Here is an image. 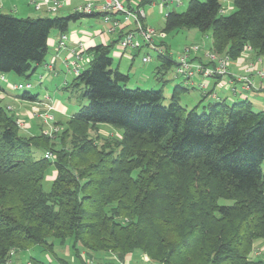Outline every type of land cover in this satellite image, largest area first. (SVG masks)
I'll return each mask as SVG.
<instances>
[{
  "label": "trees",
  "instance_id": "16d2710c",
  "mask_svg": "<svg viewBox=\"0 0 264 264\" xmlns=\"http://www.w3.org/2000/svg\"><path fill=\"white\" fill-rule=\"evenodd\" d=\"M233 6L224 15L221 0H189L184 12L167 14L163 31L211 32L212 49L232 60L246 47L264 56V0H233ZM86 17L100 14L0 13V75L29 82L46 59L50 33L66 34ZM115 45L88 49L89 67L66 88L82 90L88 104L59 139L21 135L18 117L0 101V264H14L16 250L38 246L54 254L68 241L80 259L83 249L120 260L138 251L157 264H264L252 257L255 244L264 245V112L248 100L188 111L182 85L166 105L162 90L128 87L130 76L113 67ZM159 59L156 76L175 63L169 55ZM20 98L38 97L24 91ZM101 123L123 131L115 145L100 146L99 136L90 135ZM52 166L56 175L45 191ZM26 264L48 263L32 257Z\"/></svg>",
  "mask_w": 264,
  "mask_h": 264
},
{
  "label": "rangeland",
  "instance_id": "374dc122",
  "mask_svg": "<svg viewBox=\"0 0 264 264\" xmlns=\"http://www.w3.org/2000/svg\"><path fill=\"white\" fill-rule=\"evenodd\" d=\"M199 2H204L205 0H197ZM26 3V1H25ZM189 0H181L180 3L175 2H171L168 5L164 6L163 10L161 7V1L157 0L155 2V4H157L155 6L154 12L152 15H150L147 18L148 23L152 26V28H154L155 30L159 31V32H163V29L160 30V28H162L163 26H165V16H166V10H168V8H175V11L177 12H184L187 9ZM221 4H222V9H223V14L224 15H229L230 13H232L234 11V6H233V0H221ZM26 6L29 8L30 13L28 14V12L23 13L21 10L15 11V12H11V13H6V14H11L15 17L18 18H26V17H31V18H43V17H53V16H68L72 13H75L74 11L71 12V10H63L60 12H55V13H48V12H44L42 11H37L35 9V7L30 3V0H28V2L26 3ZM21 7H23V5H21ZM150 6H145L146 9H148ZM78 13H81L79 11H76ZM34 13V14H33ZM150 26V27H151ZM102 27V25L99 23V20L96 18H90V17H86V18H82L80 20H78L77 22H72L69 26V30L72 29H77V30H82L84 32H89V33H93L94 29H98ZM55 32L57 31H52V34H55ZM166 34V38H165V42L167 43V45L169 46V50H165L166 52H168V55H171L172 59L174 62L177 61V57L179 54L188 51L189 54L191 56H193L194 58L200 60L202 63H207L210 64L211 60L209 58V55L207 54H211V55H216L218 58H228V63H227V69L230 72V65L231 62L234 61L232 59H230L227 55L225 54H218L216 53L213 49H212V44L208 47H205L204 45H202L201 43H205V45L210 44L211 40V32H206V33H202L196 29H192V30H186V31H182L180 33H170V34ZM197 46L198 49L197 50H193V48ZM144 49V48H143ZM188 49V50H187ZM189 49H191L192 51H189ZM144 49L143 51H141V53L139 54V56L136 57V59L134 61H130L129 59L127 60H123L122 61V72H125L127 74L130 75V83L128 85L129 88L131 89H135V88H140V89H144V90H154V91H158V90H162L164 97H165V104L167 105L170 101V98L173 94V90L175 88L176 85H182L184 78H179L176 77L175 75V65H173V67L171 69H169L168 71H166L163 74V79L162 80H158L156 79V75H153L154 71V67L156 66L157 62H160V59L158 58V53L155 50H151L149 49ZM248 51H253L250 47H246L244 49V51L242 52L241 56H246V53ZM145 54H148L149 56H151L153 63H148L147 65H145V63L142 62V57L147 56ZM166 54V55H167ZM240 56V57H241ZM258 56V55H257ZM112 57L114 59L113 62V67H116L118 64V59L114 57V54H112ZM261 57V56H259ZM195 59V60H196ZM91 61L87 62L86 68L89 67ZM215 62L211 63L212 65H214ZM132 64V66H130ZM253 68V69H251ZM131 69V71L129 70ZM143 70H147L150 72L151 78L150 81L148 83H142L139 82L137 78L139 77V73ZM264 69H260V68H256L253 64L249 65L247 68H245V72H244V76H251L253 73H255L258 77L259 74L258 72L262 71ZM7 77L9 75H13V74H6ZM200 77V76H197ZM261 78V77H260ZM37 82V83H36ZM29 83L31 84V88L28 90H18V89H14V86H6V83L3 82L0 79V86L5 89V91H7L9 93V95H11L12 97H8L5 100H3L2 98H0V101L2 103L3 106L8 107V109L14 111L17 107H20L22 105H26L28 107H30L32 104L29 103L26 100H21V95L23 94L24 91H29L32 94H36L37 92H39V100L44 101L46 99V97H51L52 99H56V102H60L64 108H65V112L61 111H54V108L49 105V104H45V105H35L33 107V111L36 112V110H38L37 112L39 114H46L48 113L49 115H52L54 120L52 123L50 124H46L45 120L41 117H39L37 115V113H32V117H37L40 119L42 125H43V130L41 131L40 128L36 125L37 121H33L31 122L29 119H26L23 123L24 120L19 119L20 121V134L21 135H27L26 131H25V127H27V125H35L36 126V130L35 133H43L48 131L50 126H54V127H58L59 130L57 133H54L53 136H51L50 138L55 139L57 137V139H59V133H61L63 131V129H66L67 127V121L71 118V116L74 113H77L80 108H82L83 106L88 104V101L83 99L81 97L82 94V90H76L73 91V89H69V90H61V88L55 87L56 85H48L47 83H39L37 81L36 78H32ZM36 86H41V89H39L38 91L36 90ZM36 90V92H35ZM49 95V96H48ZM196 95H199V91H195L194 94L191 95H185V93L181 92V99H182V105L189 111L192 110L195 106H197V102L196 103H192L190 102L192 98H194ZM14 96L18 97V99L16 100L14 98ZM11 105V106H8ZM49 107H51V111L48 109ZM50 111V112H46V111ZM203 107L199 106L198 108V113H203ZM206 111L207 108H206ZM33 119V118H31ZM60 122L61 125L58 123ZM58 123V124H57ZM122 133L123 131L120 129H117L115 127H113L112 125L106 124V123H101L97 125V130H90V135L95 138L97 136H99L98 139V144L101 146L106 142H110L115 141L117 139H121L122 137ZM46 135V134H45ZM48 136V135H47ZM57 145L59 146V140L56 141ZM115 143V142H114ZM113 143V144H114ZM115 145V144H114ZM69 148V140L66 142V145ZM116 147V146H114ZM36 158H41V156L43 155L42 152L39 151H35L34 153ZM263 171H264V165H263ZM56 175V170L55 167L52 166L49 168L48 173L46 175V178L44 180V190L48 191L51 187L52 184V180ZM220 203H226L228 204L229 202L225 201V200H220ZM17 251V250H16ZM12 252L13 254V263L14 264H26L32 257L36 258V259H40L45 261L48 264H82L81 259L85 260V262H89L93 260H90V256L87 252H85V250H81L82 252H80L81 254V259L79 257L76 256L75 250H73L72 248V243L70 241H68L65 245L63 246H57L54 249V254L50 253V252H46L43 251L41 247L38 246H34L29 250H25V251H21V252ZM252 257H260V258H264V245L260 242L255 244L254 247V251L252 253ZM152 262V261H151ZM95 264V262H93ZM154 263V262H152ZM157 264V263H154Z\"/></svg>",
  "mask_w": 264,
  "mask_h": 264
},
{
  "label": "crops",
  "instance_id": "0c3cea01",
  "mask_svg": "<svg viewBox=\"0 0 264 264\" xmlns=\"http://www.w3.org/2000/svg\"><path fill=\"white\" fill-rule=\"evenodd\" d=\"M28 0H0V13H11L18 10H21L23 13L28 12L30 13L29 8L26 6V3ZM125 3V5L130 9H141L144 13V23L145 25L151 26L147 18L153 14L155 6L157 4L153 3L148 9L144 7H140V2L142 0H121ZM87 3H90L92 6L97 7L100 5L99 0H63V6L57 11H63V10H71V12L78 11L79 7L86 5ZM177 3H180L177 2ZM23 5V7H21ZM168 5V4H167ZM166 6L161 1V7L162 10ZM48 12L46 6H42L41 10L39 11ZM175 11V8H168L166 10V16L169 12ZM49 13V12H48ZM34 14V13H33ZM98 14V13H96ZM165 16V17H166ZM99 20V23L102 25V27L98 29H94L93 33L84 32L82 30L72 29L68 30V32L65 34L67 37L66 41V48L59 49L58 43L61 37L60 32H55V34L50 33V37L48 40V54L46 56V59L42 65H39L35 69V73L32 76V78H36L37 81L41 83H47L48 85H56L55 87L61 88V90H67L66 88L69 86V84L72 82L74 77H76V73L73 69L72 63L75 60V54L79 48L78 44L82 42L85 47L86 51L83 52L82 60L80 61L79 65L81 67L80 72H82L84 69H86V65L88 61L92 60L91 54H89L87 51L88 49L95 47L99 44H110L112 42H116V45L113 49L114 57L118 59V64L116 68H118L122 72V61L129 59L130 61H134L137 56L143 51L144 49H148L147 47H144V49H140L138 51L136 50H121L117 43L118 40L121 38V31H117L114 34H108L106 33V27L102 21L101 17L96 18ZM165 20V19H164ZM133 27V26H131ZM152 27V26H151ZM160 28V30H162ZM211 42L210 44L201 43L205 47H209L212 44V38H210ZM161 42H164V50H169V46L165 41L157 40L156 43L159 44ZM147 50V51H148ZM148 55V54H145ZM172 58V57H171ZM114 62V59H113ZM143 62V57H142ZM144 63V62H143ZM150 63V62H148ZM148 63H145L147 65ZM153 63V62H151ZM253 64L257 69H264V56H257L255 52L248 51L246 53V56H241L237 60H234L231 62L230 65V74L226 75L224 77H219L215 79H204L201 75H196L194 78L190 80H184L182 83L183 88L185 91H182L185 93V95H191L195 93V91H199V95H196L194 98L191 99L190 102L193 104L197 102V106H202L203 110L207 108V105L211 103H217L221 101H226L227 104H233L239 101L248 100L252 103L253 109L256 112H264V78L258 77L255 73H253L250 78L253 80L254 88H252L249 91L244 90L243 84L241 81H239L238 78L244 76L245 68H247L249 65ZM132 66V64L130 65ZM161 66V61L157 62L156 66L154 67L153 75H157L159 71V67ZM131 71V69H129ZM123 74H126L125 72H122ZM126 75H129L128 72ZM130 76V75H129ZM152 75H150V72L147 70H143L139 73V77L137 78L138 83H148L150 81ZM200 76V77H197ZM4 77V79H2ZM159 81L163 79V74H159L155 77ZM0 79L6 83V86H14L16 84L24 83V80L16 75H0ZM31 80V79H30ZM223 83L224 86L221 87L218 85V83ZM37 83V82H36ZM202 84H205L203 87ZM8 86V88H9ZM36 90L38 91L41 89V86H36ZM35 90V92H36ZM37 100L36 101H28L32 105L30 107L26 105H22L20 107H17L13 112L16 114L18 119L24 120L26 122V119H29L31 122L34 120L37 121L36 125L40 128V130H43V125L39 118L32 117L33 107L35 105H45L49 104L54 108V111H61L65 112L64 106L60 102H56V99H52L49 95V97H46L44 101L39 100V92H37ZM208 95V98L206 100L205 96ZM8 97H12L9 95L5 89H3L0 86V98L5 100ZM14 98L17 100L18 97L14 96ZM22 100V99H21ZM180 102L182 104V99L180 96ZM41 104V105H40ZM11 106V105H8ZM196 107V106H195ZM75 114V113H74ZM33 118V119H31ZM25 124V123H24ZM35 125H27L25 127V131L27 135H37L39 133H35L36 130ZM260 243V242H259ZM90 260L92 259L95 264H154L151 262V260L142 253L135 251L133 253L125 255L123 260H120L115 254L107 253V252H97L89 255Z\"/></svg>",
  "mask_w": 264,
  "mask_h": 264
},
{
  "label": "built area",
  "instance_id": "2783aa9c",
  "mask_svg": "<svg viewBox=\"0 0 264 264\" xmlns=\"http://www.w3.org/2000/svg\"><path fill=\"white\" fill-rule=\"evenodd\" d=\"M101 3L99 6L94 7L90 3L79 7L78 11L84 14L98 13L102 18V21L106 27V33L114 34L117 31H121V38L118 40V47L121 50H140L144 47H147L151 50H155L158 53L159 57L167 56L163 46L156 43L157 40L164 41L166 34L159 32L154 28L145 25L144 23V13L141 9H130L124 2L121 0H99ZM30 3L35 7L37 11L41 10L42 6H46L47 11L50 13L57 12L63 6V0H30ZM223 11V10H222ZM133 26V27H131ZM67 37L65 34H62L58 43L59 49L66 48ZM79 48L75 54V60L72 63L75 73L78 75L80 73V61L82 60L83 52L86 51L85 45L80 42L78 44ZM198 47L195 46L193 50H197ZM188 50V49H187ZM189 51H192L189 49ZM167 54V55H166ZM209 55L211 63L215 62L214 65L202 63L200 60L194 58L189 54L188 51H185L178 55L175 65V75L179 78H184V80H190L196 75H201L205 80L206 79H215L219 77H224L229 75L230 72L227 69L228 58H220L216 55ZM171 56V55H169ZM196 59V60H195ZM151 56L147 55L143 57V62H151ZM253 69V68H251ZM261 78H264V70L258 72ZM4 79V77H2ZM242 82L243 88L246 91L254 88L253 80L245 75L238 78ZM219 86L223 87V83H218ZM204 87L205 84H202ZM32 86L29 82H24L14 85V89L18 90H28ZM50 111L51 107L48 108ZM10 110V109H9ZM46 112H50V111ZM36 110L37 115L39 114ZM39 117L45 120L46 124L53 122L54 118L48 113L42 115L39 114ZM54 123V122H53ZM20 126V121L18 122ZM59 130L58 127L50 126L49 130L44 132L49 137L53 136L54 133H57ZM46 158L52 159L53 154L47 152L45 154ZM86 264H94L92 261L87 262Z\"/></svg>",
  "mask_w": 264,
  "mask_h": 264
}]
</instances>
